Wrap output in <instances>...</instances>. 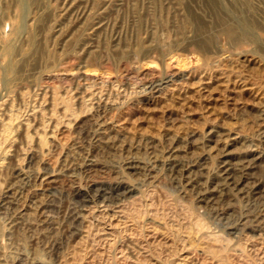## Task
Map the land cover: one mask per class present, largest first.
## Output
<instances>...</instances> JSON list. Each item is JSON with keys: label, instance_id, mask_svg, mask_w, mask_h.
<instances>
[{"label": "rangeland", "instance_id": "374dc122", "mask_svg": "<svg viewBox=\"0 0 264 264\" xmlns=\"http://www.w3.org/2000/svg\"><path fill=\"white\" fill-rule=\"evenodd\" d=\"M0 264H264V0H0Z\"/></svg>", "mask_w": 264, "mask_h": 264}]
</instances>
